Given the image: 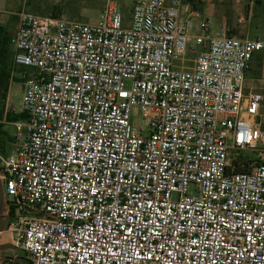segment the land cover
I'll use <instances>...</instances> for the list:
<instances>
[{"label":"built area","instance_id":"built-area-1","mask_svg":"<svg viewBox=\"0 0 264 264\" xmlns=\"http://www.w3.org/2000/svg\"><path fill=\"white\" fill-rule=\"evenodd\" d=\"M15 16L32 74L0 153L13 264H264V160L232 158L264 144V93L244 87L264 38L213 33L185 0Z\"/></svg>","mask_w":264,"mask_h":264},{"label":"rangeland","instance_id":"rangeland-1","mask_svg":"<svg viewBox=\"0 0 264 264\" xmlns=\"http://www.w3.org/2000/svg\"><path fill=\"white\" fill-rule=\"evenodd\" d=\"M106 0H0V13L2 14L1 24L9 26L11 31L16 29V14L22 10L38 14L41 16H50L51 8L58 5L67 6V13L62 17L88 23H96L103 10ZM119 5L122 13L130 18L134 5L137 2L145 0H114ZM191 0H185V4ZM196 8L201 12L205 19L211 22V31L213 33L221 30H229L232 36L244 38H264V0H194ZM31 4V5H29ZM61 18V17H60ZM194 33L197 32V21H194ZM187 57L192 58L193 54ZM245 90H253L264 93V54L255 55L246 74L244 84ZM24 83L13 80L10 86L6 109L18 113L22 103ZM264 131V107L257 118ZM131 124L136 128L144 127L141 109L134 106L131 110ZM5 129L14 137L16 126L7 124ZM8 152L13 149V143H8ZM257 150H248L244 152H233L232 158L236 160L241 157V163L249 162L248 168L253 169L257 160H264V144L259 143ZM262 153V155H260ZM254 160V161H247ZM260 162V161H259ZM0 244H13L8 231L0 235ZM18 252L8 250L0 253L1 258L18 257ZM4 264H13L12 261H6Z\"/></svg>","mask_w":264,"mask_h":264},{"label":"trees","instance_id":"trees-1","mask_svg":"<svg viewBox=\"0 0 264 264\" xmlns=\"http://www.w3.org/2000/svg\"><path fill=\"white\" fill-rule=\"evenodd\" d=\"M191 2L195 9H197L195 1L191 0ZM257 2H260V0H257ZM66 13L67 6L58 5L51 8L50 16L53 18H60ZM14 33L15 31L12 32L9 26H5L0 23V153L6 156L11 153L8 152L7 149L8 143L14 142V137H12V135L5 129L6 125L28 120V115L26 113H17L6 109V101L10 86L13 80L23 82V74L26 76H30L32 74V70L30 68L19 66L15 63V52L12 45ZM228 34L232 36L230 31ZM240 158L241 157L233 161L235 170L237 172L251 171V168H248L249 162L241 163ZM257 161L259 162L260 160Z\"/></svg>","mask_w":264,"mask_h":264},{"label":"water","instance_id":"water-1","mask_svg":"<svg viewBox=\"0 0 264 264\" xmlns=\"http://www.w3.org/2000/svg\"><path fill=\"white\" fill-rule=\"evenodd\" d=\"M8 208L6 207V198H5V189L1 178L0 173V235L7 230L8 224ZM12 250L19 252V249L12 244H0V253L4 251ZM6 261H12V258H1L0 264L5 263Z\"/></svg>","mask_w":264,"mask_h":264},{"label":"bare ground","instance_id":"bare-ground-1","mask_svg":"<svg viewBox=\"0 0 264 264\" xmlns=\"http://www.w3.org/2000/svg\"><path fill=\"white\" fill-rule=\"evenodd\" d=\"M3 233H5V232H3ZM3 233H2V235H3Z\"/></svg>","mask_w":264,"mask_h":264}]
</instances>
